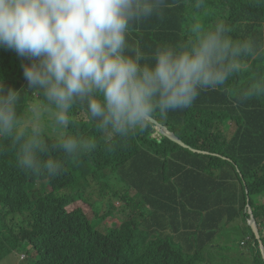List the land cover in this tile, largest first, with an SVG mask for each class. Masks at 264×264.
<instances>
[{
	"label": "trees",
	"instance_id": "16d2710c",
	"mask_svg": "<svg viewBox=\"0 0 264 264\" xmlns=\"http://www.w3.org/2000/svg\"><path fill=\"white\" fill-rule=\"evenodd\" d=\"M218 23L234 39L264 43V0H166L160 14L132 27L127 54L138 48L142 63H154L158 48L190 45L196 28ZM241 60L243 67L224 85L201 90L187 108L153 116L191 148L220 157L158 141L148 122L125 137L101 134L79 106L60 129L64 137L92 138L96 147L66 157L52 148L60 138L42 132L49 156L64 160L54 177L23 169L11 140L0 137V260L28 248L25 264H225V256L214 257L213 244L222 224L245 222L249 204L264 224V53ZM28 63L0 49V84L22 91L20 113L37 99L23 75ZM251 90L259 94L247 98ZM81 115L83 125L74 120ZM108 172L120 181L118 189L106 182ZM94 196L99 201L92 202ZM78 203L97 215L104 204L109 214L117 211L125 219L105 228L106 216L68 211ZM243 230H250L258 248L250 226ZM258 251L251 264H264Z\"/></svg>",
	"mask_w": 264,
	"mask_h": 264
},
{
	"label": "clouds",
	"instance_id": "9594fccd",
	"mask_svg": "<svg viewBox=\"0 0 264 264\" xmlns=\"http://www.w3.org/2000/svg\"><path fill=\"white\" fill-rule=\"evenodd\" d=\"M165 5L166 0H0V49L30 61L23 75L31 92L39 94L26 103L25 117L19 111L22 91L0 84V137L11 140L23 169L54 177L64 166L63 159L49 156L41 139L46 115L65 128L79 106L99 133L125 137L156 113L187 108L201 90L224 85L243 67L241 57L264 53V43L234 39L218 23L196 28L190 45L158 48L154 63H142L145 56L138 48L127 54V37L134 25L160 14ZM258 94L251 90L246 97ZM95 147L94 139L83 137H62L52 145L66 157ZM251 210L249 204L250 218L242 229L250 226Z\"/></svg>",
	"mask_w": 264,
	"mask_h": 264
},
{
	"label": "rangeland",
	"instance_id": "374dc122",
	"mask_svg": "<svg viewBox=\"0 0 264 264\" xmlns=\"http://www.w3.org/2000/svg\"><path fill=\"white\" fill-rule=\"evenodd\" d=\"M35 94L36 93L33 94V97L35 96ZM26 105L27 104H24L23 106L20 107L21 115L25 117H26V113H25ZM81 117L82 115L79 116L78 118H75L74 120L82 121L80 124L83 125L84 122L86 121L81 120ZM43 121H44L43 131H42L43 133H47L50 136H56L59 138H62L65 136L64 129H60L56 127L52 123V119L50 115H46L43 118ZM232 133H233V126L228 124L226 128L227 137L230 138ZM69 137H73V136L69 134ZM105 176H106V182L111 183L113 188L118 189L120 187V181L114 175L108 172L105 174ZM131 195H133V193H131ZM1 199H2V193H0V200ZM97 201H99V198L94 196L92 199V202H97ZM120 206H121L120 203L116 202L115 207L118 208ZM76 209L84 210V212L88 214L90 219H94L98 217L99 215H101L102 217L106 216L108 220L106 224L104 223L105 228H110L111 226H114L115 224H117V222L123 221L125 219V217L123 215H120V213H118L117 211H115L114 214H109L108 212H110V209L105 207L104 204H102L99 209L100 210L99 215H97L96 211L92 210V207L87 206L83 203H78L76 205H73L72 207H69L68 211H73ZM114 216H118V218H116L115 220L113 219ZM243 222H244L243 219H236L235 221L224 222L219 230V233L214 239L213 244L218 247L216 252L214 253V257L221 258V255L225 256V260H226L225 264H244L245 262H249L248 264H251V262H253V259L254 261L256 260L255 258L259 253L258 250H261L260 244L258 248L255 245H252V237L250 240L251 233H249L250 230L249 232H246L242 229ZM98 227L101 228L102 226H98ZM261 232L264 233L263 227H261ZM256 239L259 243V240L257 237ZM263 241H264V237H263ZM248 248L252 252V254L249 253ZM241 251H244L245 253L244 255L245 257L243 258L239 257V253H241ZM27 252H28V248H26L24 252H16L11 255L4 256L3 259L0 260V264H25L28 261ZM262 254H263V251L260 252L261 258H259V260L260 259L264 260V257ZM24 256H25V260L22 261V258ZM242 256H243V253H242Z\"/></svg>",
	"mask_w": 264,
	"mask_h": 264
},
{
	"label": "water",
	"instance_id": "95a60500",
	"mask_svg": "<svg viewBox=\"0 0 264 264\" xmlns=\"http://www.w3.org/2000/svg\"><path fill=\"white\" fill-rule=\"evenodd\" d=\"M148 123L152 124L154 127V136L157 138H167L169 140H171L172 142L180 145L181 147L185 148V149H189L191 152L193 153H197V154H202V155H208V152H203V151H199V150H195L192 149L190 146H188L187 144H185L178 136H176V134H174L173 132H171L169 130V128L165 125H163L162 123L158 122L157 120H155L154 118H151ZM225 160V158H223ZM249 191H248V195H249ZM250 227L253 230V232L255 233L256 237L259 240V244H260V248L261 251H263V257H264V243L262 241V237L258 228V224L256 222L255 216L253 214V211L251 210V221H250Z\"/></svg>",
	"mask_w": 264,
	"mask_h": 264
}]
</instances>
